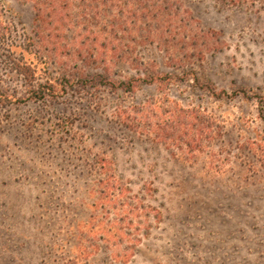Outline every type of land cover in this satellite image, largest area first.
<instances>
[{"label":"rangeland","instance_id":"rangeland-1","mask_svg":"<svg viewBox=\"0 0 264 264\" xmlns=\"http://www.w3.org/2000/svg\"><path fill=\"white\" fill-rule=\"evenodd\" d=\"M139 2L147 12L136 23H112L116 11L98 21L99 38L129 47L130 60L109 78L172 80L131 92L89 81L37 101L35 86L59 88L60 62L75 81L78 68L102 73V63H79L78 27L62 31L56 55L45 51V18L33 4L0 0V29H12L0 34V89L11 98L0 104V264H264V120L255 99H264V9ZM192 74L248 97L215 100ZM177 105L201 111L211 141L190 128L180 137L160 130ZM108 176L116 189L104 205L96 199Z\"/></svg>","mask_w":264,"mask_h":264},{"label":"trees","instance_id":"trees-1","mask_svg":"<svg viewBox=\"0 0 264 264\" xmlns=\"http://www.w3.org/2000/svg\"><path fill=\"white\" fill-rule=\"evenodd\" d=\"M25 2H30L33 4L36 11L37 19L45 18V51H52L55 55L64 48V46L59 42V35L63 30L73 29L78 27L79 33L77 37L79 41L75 47V54L81 63L82 67L97 65L98 62L102 64V73H89L82 71L78 68L76 75L78 76L76 82L71 78L69 73V66L61 63L60 68L63 71V80L60 83L59 88H53L50 81H46L45 85L37 88L34 92L32 99L41 101L46 98H57L60 94H64L66 90L74 89L78 84L86 86L88 82H93L96 85L102 87H110L120 89L123 92H131L135 85L138 83L144 84L145 86H153L155 84H162L167 80H172L173 77L169 75H158L151 72L144 74H137V77H130L127 79L121 80H112L109 78V72L112 67H115L116 64L128 63L130 57L128 56L129 47L124 46L121 39L114 42L105 40L104 38H99L97 33H100L101 30H96L98 26V21L105 16L106 13H111L116 11V18L114 22L119 23L120 27L125 28V23L128 21H134L135 23L139 18H144L145 11L147 12L146 7H142L140 0H135V3L131 6L128 5L126 8L122 9L120 7V0H24ZM229 2L230 4H259L264 9V0H223ZM140 7V9H136ZM152 12L159 10L157 6L152 7ZM151 12V13H152ZM48 24V25H47ZM116 26L113 25V30ZM12 29L9 27H2L0 29L1 37H6L10 35ZM44 33L42 30H38V36ZM55 39V40H54ZM53 40V41H52ZM109 41V42H108ZM50 49V50H49ZM99 50V51H98ZM63 63V64H62ZM78 63V64H79ZM77 64V62H76ZM27 82L28 80L26 74L23 75ZM187 79L193 81V85L196 88H199L203 91H206L210 97L215 100H220L224 98H233L241 96L247 98L248 95L245 90L235 92L232 95H229L226 91H219L208 82H203L199 80L197 76L192 74V76H187ZM1 84V79H0ZM257 99L258 105V115L259 118L264 120V99ZM11 98L4 96L2 90L0 89V104L2 102L11 103ZM172 120H166L162 122L163 126H160L161 131H174L180 137L181 133L183 136H187V131L189 128L193 131L194 134L199 133L203 136L205 133V138H209L211 141V132L206 134L205 129L199 124V116L201 111L195 112L193 110H186L182 106L177 105L174 110H172ZM165 109L160 108V113H164ZM190 126V127H189ZM159 128V126H157ZM167 129V130H166ZM199 142L194 138L191 141V147L197 149ZM99 191L96 199L97 203L112 204V193L115 191L116 187L114 181L110 176L107 179H103L99 182ZM103 231L110 233V229L103 228Z\"/></svg>","mask_w":264,"mask_h":264}]
</instances>
